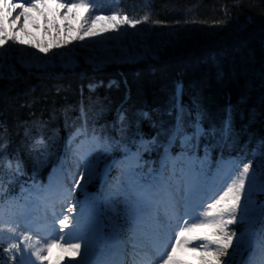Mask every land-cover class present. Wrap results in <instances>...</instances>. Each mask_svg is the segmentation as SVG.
Returning a JSON list of instances; mask_svg holds the SVG:
<instances>
[{"label":"trees","instance_id":"16d2710c","mask_svg":"<svg viewBox=\"0 0 264 264\" xmlns=\"http://www.w3.org/2000/svg\"><path fill=\"white\" fill-rule=\"evenodd\" d=\"M114 1L131 18L148 14L145 26L166 27L171 45L153 58L97 70L81 64L75 71L40 72L16 65L14 76L1 75L0 125L7 129V155L25 150L35 129L57 137L71 112L70 118L79 120L75 114L83 105L91 125L109 128L122 104L135 128L145 109L158 118L160 129L180 115L186 116L188 129L199 120L207 133L200 142L218 155L248 162L264 140V0ZM157 19L163 23H151ZM94 82L100 85L91 86ZM165 99L170 107L151 109ZM228 118L232 135L225 142L219 132Z\"/></svg>","mask_w":264,"mask_h":264},{"label":"snow or ice","instance_id":"6c2138e0","mask_svg":"<svg viewBox=\"0 0 264 264\" xmlns=\"http://www.w3.org/2000/svg\"><path fill=\"white\" fill-rule=\"evenodd\" d=\"M43 0H5V7L8 8L7 23L16 22L17 28L14 31H19L24 26V21L28 18V9H38ZM91 0H79V3H67L63 7L68 8H84L86 12L91 13ZM111 11V10H110ZM108 20H118L119 23L115 26V31L120 30L121 24L136 28L137 25L146 24L149 22V15L144 14L140 18H131L129 14L113 11L111 15L106 17ZM99 15L92 14L90 18L85 17L83 26L80 31L82 35L78 39L83 40V34L95 36L96 33H90V28L97 20ZM152 24H162L161 20H152ZM67 27V26H66ZM127 29H125L126 33ZM0 62H2L4 53L9 51L7 48H2V45H9V41L16 43L17 37L13 34L8 36L7 29L0 24ZM22 44L23 41H20ZM47 52V48L41 49ZM9 71L14 76L16 74L15 66H10ZM2 74V73H0ZM139 118L143 120H151L149 112L144 111L139 113ZM121 124L128 119L123 111L119 114ZM163 134V141L159 137ZM207 133L200 126L199 120L193 122V128L188 129L186 122L182 119L177 120V123L170 129H160L157 135L150 140L145 141L140 138L139 143L135 141L131 146L126 145L127 154L137 160V167L140 168L141 174L135 175V188L133 189L134 201L133 207L129 209L126 221L130 222L133 227L129 228L131 233L129 240L133 253V264H152L148 256L146 248L153 240H158L160 251L157 264H189L182 257L186 254H191L199 260V264H238L235 257L242 246H245L244 235H238L236 230H230L229 226L237 224L238 221L244 222L249 220V201L252 197L251 189L259 183V191L264 194V140H261L251 159L248 162H243L242 168L239 166V160L229 161L225 164L216 166L214 179H209L213 176L212 166L208 163L210 156V145H204V155L201 157L198 153L201 148L200 141ZM75 135L83 136L85 141L99 146L101 149L107 150L115 145L109 137L98 135L95 130L89 131L86 128L76 129ZM220 138L227 141L232 135V122L228 118L223 122L219 132ZM38 144H43V141H37ZM179 144L180 152L173 155V148ZM159 146L163 148L162 163L159 168L149 169L146 173L143 167L139 165V160L142 158L141 150L148 151L151 147ZM132 147H135L136 152H132ZM7 129L0 125V202H2V194L7 192L5 186V176L7 175V183L13 181L18 182L22 176L23 167L19 159L10 158L7 155ZM88 171V179H91L92 162L87 158L88 153L81 152L79 149L75 153ZM256 167H253V160H257ZM227 169L226 173L222 171ZM81 179L85 178V173H79ZM76 187H80V180H75ZM27 193L23 198L28 200H38L41 205L47 209L49 207L48 190L42 189L33 185L32 188L21 186V194ZM71 194L69 190L68 195ZM166 198L169 207L173 210V217L169 219V223L165 226L156 217L153 216V209L161 202V199ZM242 198L244 203L242 204ZM198 201V212L191 219H183L190 215V209ZM11 203H18V198L13 197ZM26 208L27 205L21 206ZM69 213H74L71 218L64 215L62 218L56 215L53 211V223L58 219L61 229L70 227L76 229H87L95 223V210L89 209L87 205L82 204L79 212L76 206L68 209ZM260 213L264 217V206H261ZM239 214V215H238ZM21 216L27 217L24 211H21ZM119 213H117V216ZM145 217L152 220V232L145 234L141 240L135 230V225L141 222ZM2 223V221H0ZM19 224L9 227L8 232L13 233L9 239L19 238L15 236ZM25 227L29 232H32V227L25 222ZM249 235L252 238L250 247L256 249L255 254L247 261H242L240 264H264V228H261L257 234L249 227ZM3 229L0 228V246L3 244ZM119 235V226H117V237ZM30 235L23 236V240L10 243L9 247L0 251V264H8L9 260L12 264H25V258L28 257V264H36L40 261L41 264L45 260H50L51 251L53 248H59L63 252H70L74 256L81 255V243H73L69 241H57L55 237L51 238L50 242L45 241V247L36 248L35 245L29 243ZM170 241H173L169 243ZM119 242V241H117ZM199 242V243H194ZM232 249L230 253L229 250ZM8 252V259L4 258L3 252ZM43 251H47L48 255H42ZM35 257V260H31ZM87 257V246L85 247L84 257L77 261V264H91ZM139 257V259H136ZM227 257V259H225ZM96 264H125L124 261H100Z\"/></svg>","mask_w":264,"mask_h":264},{"label":"rangeland","instance_id":"374dc122","mask_svg":"<svg viewBox=\"0 0 264 264\" xmlns=\"http://www.w3.org/2000/svg\"><path fill=\"white\" fill-rule=\"evenodd\" d=\"M20 2V1H17ZM23 2V1H21ZM66 2L63 0H43L38 7V9H28V18L24 21V26L19 31H14L17 28L16 22L12 24L7 23L6 17L8 16V8L5 7V0H0V24L11 32V36L14 34L17 37V41L13 44L9 41V45H2V48H7L9 51L4 53L2 62H0V70L9 71L10 66L21 65L27 70H41V69H50L58 71V69H66L73 71L75 68L81 66V64L89 65L91 67L97 68L103 65H108V63H119V62H136L142 61L147 58H153L154 56L159 55L160 52L164 50L165 44L168 43L170 46L171 43L167 39L166 27L155 29L154 26L149 27L144 24L132 28L131 26L121 24L120 30L115 31V26L119 23L118 20H108L106 17L111 15L113 11L112 8L106 7L101 8V10H95L91 13L86 12L84 8H68L67 10L63 7ZM73 3V2H71ZM79 3V2H74ZM111 10V11H110ZM116 12V11H115ZM92 14L99 15L100 19L92 24L90 28V33H96L95 36L89 34H83L84 39H78L82 35L80 29L83 26V20L85 17L90 18ZM67 26V27H66ZM176 29L179 32L183 31ZM125 29H127L125 33ZM160 29V30H159ZM169 31L174 32L169 29ZM8 36V32L6 33ZM4 35V33H0ZM20 41H23L21 44ZM47 48L48 51L45 53L41 49ZM2 50V49H0ZM160 51V52H159ZM71 155L69 158L73 160L75 166H77L73 154L77 151L76 147L70 148ZM235 160L233 158L225 157V159H219L213 168V176L209 179L215 178L216 166L218 164H227L229 161ZM210 164V159L208 161ZM241 168L243 164L239 165ZM99 164L98 160L91 164L92 175L91 179H88V171L83 167L82 170H79L74 173L75 178L80 180V187H84L85 191L86 186L91 183V180L97 174ZM253 167H256V164L253 163ZM227 169L222 171V174L226 173ZM84 172L85 178L81 179L79 173ZM119 189L121 186V181L117 184ZM79 187V188H80ZM117 190V189H116ZM252 197L249 201V212L248 217L251 221L245 220L244 222L238 221L237 224L230 225L237 226L240 230L237 231L238 235L243 234L245 238V249L251 248L248 246L251 243L252 238L249 235V227L252 230L257 232L258 223L262 218L260 213L261 206H264V194H261L259 191V183L253 186L251 189ZM96 200L97 197L94 193L91 194ZM261 198H260V197ZM260 198V199H259ZM134 201V199H129V202ZM131 203V202H130ZM244 203V198H242V204ZM198 201L194 204L192 211L197 210L198 212ZM128 207H131L130 204H127ZM129 210H126V215ZM197 214L193 212V215ZM239 215V214H238ZM98 222V220H97ZM1 224V223H0ZM133 227V225L128 222L127 228ZM152 220L149 221L144 218L143 224L142 221L135 225V230L138 237L143 240L145 234H150L152 232ZM0 228L3 229L2 235L3 239L8 240V244L19 242L16 239H9L12 235L6 229V226L2 225ZM117 230V228H116ZM89 235L86 237V240L81 249L80 256H74L72 253H68V259L70 264H77V261L81 260L84 257L85 247H89V242L91 239V230ZM31 234V239L36 248L45 247V239L48 238V232L44 230L41 231H32L26 232V229L23 227H18L16 235H25ZM69 233V236H74ZM155 243V241L153 240ZM153 242L148 244V248L153 246ZM199 243V242H194ZM47 251H43L42 255H46ZM62 255L63 253L60 252ZM57 263L59 262L60 256L56 254ZM62 257H65L62 255ZM186 259L189 264H199V260L194 258L191 254H186L182 257ZM33 260V258H30ZM62 264V262H61ZM64 264V263H63Z\"/></svg>","mask_w":264,"mask_h":264},{"label":"bare ground","instance_id":"6f19581e","mask_svg":"<svg viewBox=\"0 0 264 264\" xmlns=\"http://www.w3.org/2000/svg\"><path fill=\"white\" fill-rule=\"evenodd\" d=\"M174 105H176V103H174ZM165 106H171L167 99H165L163 102L156 101L154 104H151V109L154 110L156 108L154 111H156L157 109L164 110ZM170 115L172 116V118H175L174 112H172Z\"/></svg>","mask_w":264,"mask_h":264}]
</instances>
